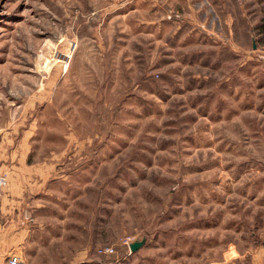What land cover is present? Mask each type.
<instances>
[{"label": "rangeland", "instance_id": "obj_1", "mask_svg": "<svg viewBox=\"0 0 264 264\" xmlns=\"http://www.w3.org/2000/svg\"><path fill=\"white\" fill-rule=\"evenodd\" d=\"M242 1L0 0V133L52 162L46 193L2 171L3 261H34L25 225L117 264L264 245V0ZM10 187L37 206L3 215Z\"/></svg>", "mask_w": 264, "mask_h": 264}, {"label": "crops", "instance_id": "obj_2", "mask_svg": "<svg viewBox=\"0 0 264 264\" xmlns=\"http://www.w3.org/2000/svg\"><path fill=\"white\" fill-rule=\"evenodd\" d=\"M211 1L212 0H202V3H200V6H198L196 9L199 12H201L204 6L203 2L211 3ZM245 2L246 0L242 1L243 6ZM206 17L207 16H205V19ZM7 134L8 132L5 133V131L0 133V173H2V171H5V170L21 171V170L32 169V172L34 174H30V176H28V179L27 177H25V180H27L26 186H28L29 184H32L34 187L37 186L38 188L42 190V192L46 193L47 188H48L47 184L50 180L49 179L50 171L52 170V166H51L52 162L48 161L47 159H44V160L40 159L36 161L35 158L33 159V161H29L30 151L23 150L22 152H20L18 146H15L14 149L13 148L8 149L7 147L10 145L11 140H10L9 135ZM16 181H19V183L21 184L20 175H18V177L12 178V183ZM10 190L11 192L5 195L4 197L5 201H3V204H2V214L3 215H5L8 212L10 213L11 210L15 208L16 204H19L18 209H19L20 214L21 213L23 214V210L28 211L29 207L37 206L38 201L30 202V200L26 199L27 197L25 196L27 193L25 194L22 188H19L17 191V189H14V187L12 189L10 187L9 191ZM35 194L39 195L38 193H35ZM22 207H23V210H22ZM0 208H1V205H0ZM6 226L7 224L0 227L3 231L2 232L3 236L1 235L0 237V264H7L6 261H3L4 255L6 252L4 241L6 239L10 241L11 239V226H7V229H6ZM18 230L19 231L17 233L19 235V244L23 246L25 252H27L28 249L35 251L34 261H27V264H117L120 262V261H91V255H90L91 243H90V237H89L90 232L89 231L86 234L87 236L83 237L82 244L79 245L77 248L75 246L72 247L71 252L67 251L65 248L61 251L60 249L57 248L58 250L57 255H53L52 253H50L52 252L50 249H41L42 252H40L39 247L37 246L38 245L37 242L30 243L31 233L29 232V229L26 225L22 228H19ZM247 240L251 241L250 238ZM263 246H261V244H257L256 246H254L253 249L247 248V249L241 250L238 243L233 241V242H230L227 250H225L222 253V256L220 258L211 257L207 261H186L185 263L180 261V263L181 264H264V247ZM22 252L24 254L23 250ZM125 262L126 261H124V264H126ZM136 262L137 261H130L127 264H136ZM138 264H139V261H138ZM161 264H170V262L167 261L166 263L165 261H162Z\"/></svg>", "mask_w": 264, "mask_h": 264}, {"label": "built area", "instance_id": "obj_3", "mask_svg": "<svg viewBox=\"0 0 264 264\" xmlns=\"http://www.w3.org/2000/svg\"><path fill=\"white\" fill-rule=\"evenodd\" d=\"M72 46H73V49H75L76 43L73 42ZM8 184H9L8 175L6 173H0V204H1V200L3 198L5 189L7 188ZM114 252H115V248L111 246L102 247L99 249V253L104 254V255L113 254ZM7 264H25V261L22 256H19L17 254H12V255H9Z\"/></svg>", "mask_w": 264, "mask_h": 264}, {"label": "water", "instance_id": "obj_4", "mask_svg": "<svg viewBox=\"0 0 264 264\" xmlns=\"http://www.w3.org/2000/svg\"><path fill=\"white\" fill-rule=\"evenodd\" d=\"M143 245L142 241H135L130 244V249L132 252L138 250Z\"/></svg>", "mask_w": 264, "mask_h": 264}, {"label": "trees", "instance_id": "obj_5", "mask_svg": "<svg viewBox=\"0 0 264 264\" xmlns=\"http://www.w3.org/2000/svg\"><path fill=\"white\" fill-rule=\"evenodd\" d=\"M110 261H114V260H110Z\"/></svg>", "mask_w": 264, "mask_h": 264}]
</instances>
